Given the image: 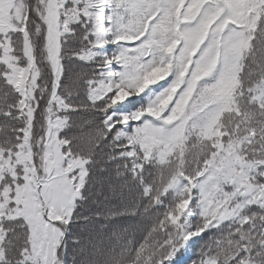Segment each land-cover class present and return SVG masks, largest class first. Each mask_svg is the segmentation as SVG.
I'll return each mask as SVG.
<instances>
[{
  "label": "snow or ice",
  "instance_id": "1",
  "mask_svg": "<svg viewBox=\"0 0 264 264\" xmlns=\"http://www.w3.org/2000/svg\"><path fill=\"white\" fill-rule=\"evenodd\" d=\"M0 264H264V0H0Z\"/></svg>",
  "mask_w": 264,
  "mask_h": 264
}]
</instances>
